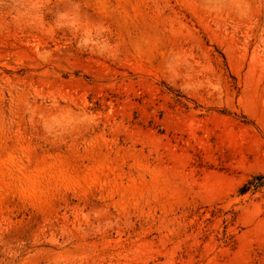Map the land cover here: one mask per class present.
<instances>
[{
  "label": "rangeland",
  "instance_id": "1",
  "mask_svg": "<svg viewBox=\"0 0 264 264\" xmlns=\"http://www.w3.org/2000/svg\"><path fill=\"white\" fill-rule=\"evenodd\" d=\"M0 264H264V0H0Z\"/></svg>",
  "mask_w": 264,
  "mask_h": 264
}]
</instances>
